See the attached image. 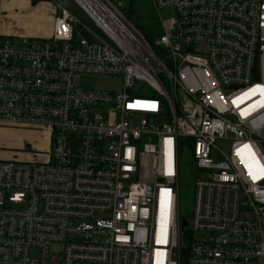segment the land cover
I'll return each mask as SVG.
<instances>
[{
  "label": "built area",
  "instance_id": "obj_1",
  "mask_svg": "<svg viewBox=\"0 0 264 264\" xmlns=\"http://www.w3.org/2000/svg\"><path fill=\"white\" fill-rule=\"evenodd\" d=\"M52 1L51 36L0 29V126L51 135L44 160L0 158V264H264V0H151L153 41L113 0Z\"/></svg>",
  "mask_w": 264,
  "mask_h": 264
},
{
  "label": "rangeland",
  "instance_id": "obj_2",
  "mask_svg": "<svg viewBox=\"0 0 264 264\" xmlns=\"http://www.w3.org/2000/svg\"><path fill=\"white\" fill-rule=\"evenodd\" d=\"M43 1L39 0L38 2ZM116 5L122 8L123 11H128L130 4H133L135 10L138 12L141 20L146 24L152 26L153 18L151 17V0H113ZM37 3V2H36ZM33 2V4H36ZM72 9L78 14H82V10L72 2ZM153 7V6H152ZM153 12L156 14L154 7ZM176 10L174 8H165L160 11V15L164 20L175 18ZM150 15V16H149ZM159 16V15H158ZM156 14L155 21H158L157 30L152 29L150 37L152 40L161 32L160 16ZM23 22L22 19H16L14 25L19 30H28L30 28ZM149 27V26H148ZM16 42L22 44L27 40L26 36L16 35ZM160 52V50H159ZM158 52V53H159ZM80 83L85 88L93 89H109L120 90L123 81L120 78L100 77L93 74L82 73L77 75ZM220 147L225 151H230V144L220 141ZM51 147V135L49 132L38 129H25L11 126H0V158L18 159V160H44ZM32 154H37L33 156ZM203 175V171L197 166L190 150H183L180 159V175H179V193H180V213L188 214V221L192 222L194 204H195V182L196 179ZM60 247L54 246L56 250Z\"/></svg>",
  "mask_w": 264,
  "mask_h": 264
},
{
  "label": "crops",
  "instance_id": "obj_3",
  "mask_svg": "<svg viewBox=\"0 0 264 264\" xmlns=\"http://www.w3.org/2000/svg\"><path fill=\"white\" fill-rule=\"evenodd\" d=\"M56 15L57 9L52 0H43L36 4H33V0H0L1 32L15 41L16 35L26 36L27 39L51 36ZM18 18L30 28L19 30L14 25Z\"/></svg>",
  "mask_w": 264,
  "mask_h": 264
},
{
  "label": "trees",
  "instance_id": "obj_4",
  "mask_svg": "<svg viewBox=\"0 0 264 264\" xmlns=\"http://www.w3.org/2000/svg\"><path fill=\"white\" fill-rule=\"evenodd\" d=\"M39 0H33V2L34 3H36V2H38ZM150 8H151V14H152V18H153V23H152V26H150V25H146L142 20H141V18H140V16H139V14H138V12L135 10V8H134V6H133V4H130V7H129V9H128V11H124L125 12V14H126V16L143 32V34L147 37V39L149 40V41H153L152 40V38L150 37V32H151V30L152 29H154V30H157V32L158 31H160V30H158L157 29V25H158V21L156 22L155 21V19H156V14L153 12V7L151 6V4H150ZM150 16V15H149ZM149 26V27H148ZM158 51V50H157ZM159 52V51H158ZM186 141H189L190 142V139H186ZM181 216L182 217H185V218H189V215L188 214H181ZM187 218V219H188ZM190 232H191V230L190 229H186V231H185V236L187 237V236H189V234H190ZM187 259V252L186 251H184L183 253H182V260H183V263L182 264H185V261L184 260H186Z\"/></svg>",
  "mask_w": 264,
  "mask_h": 264
},
{
  "label": "water",
  "instance_id": "obj_5",
  "mask_svg": "<svg viewBox=\"0 0 264 264\" xmlns=\"http://www.w3.org/2000/svg\"><path fill=\"white\" fill-rule=\"evenodd\" d=\"M189 225H190V222L188 221V219L185 218V217H183V218H182V226H181V231H182V233L185 231V229H186L187 227H189Z\"/></svg>",
  "mask_w": 264,
  "mask_h": 264
},
{
  "label": "bare ground",
  "instance_id": "obj_6",
  "mask_svg": "<svg viewBox=\"0 0 264 264\" xmlns=\"http://www.w3.org/2000/svg\"><path fill=\"white\" fill-rule=\"evenodd\" d=\"M80 3H82L84 6L89 7L88 6V0H78Z\"/></svg>",
  "mask_w": 264,
  "mask_h": 264
},
{
  "label": "snow or ice",
  "instance_id": "obj_7",
  "mask_svg": "<svg viewBox=\"0 0 264 264\" xmlns=\"http://www.w3.org/2000/svg\"><path fill=\"white\" fill-rule=\"evenodd\" d=\"M255 178V177H254Z\"/></svg>",
  "mask_w": 264,
  "mask_h": 264
}]
</instances>
